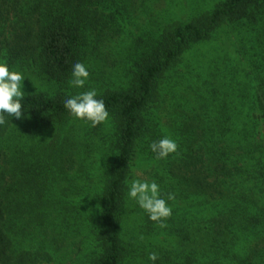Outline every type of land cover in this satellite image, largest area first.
I'll return each mask as SVG.
<instances>
[{
    "label": "trees",
    "instance_id": "obj_1",
    "mask_svg": "<svg viewBox=\"0 0 264 264\" xmlns=\"http://www.w3.org/2000/svg\"><path fill=\"white\" fill-rule=\"evenodd\" d=\"M149 1L0 0V63L26 93L0 125V264H264V0L134 37ZM220 34V56L186 60ZM92 89L109 113L96 127L63 103ZM165 137L178 150L157 159ZM138 165L172 209L164 228L127 195Z\"/></svg>",
    "mask_w": 264,
    "mask_h": 264
},
{
    "label": "clouds",
    "instance_id": "obj_2",
    "mask_svg": "<svg viewBox=\"0 0 264 264\" xmlns=\"http://www.w3.org/2000/svg\"><path fill=\"white\" fill-rule=\"evenodd\" d=\"M89 76L87 67L81 62H76L73 65L72 78L69 83L73 87L83 88ZM24 79L22 73L10 71L6 64L0 63V125L6 123L5 114L17 119L23 117L21 101L26 93L21 90V82ZM97 95L95 89L81 92L65 99L64 107L73 117L89 121L92 127H96L109 118L104 101L97 99ZM150 148L156 154L157 159H165L170 154L177 152L178 144L165 137L152 142ZM126 183L129 182L126 181ZM127 195L136 200L138 205L148 213L149 218L158 223L161 228L167 226L164 221L171 216L172 209L166 200L160 197L159 185L155 181L134 179L130 182ZM175 198L174 193L168 194V200H175ZM140 239L142 240L143 236ZM149 259L155 262L158 259V254L150 253Z\"/></svg>",
    "mask_w": 264,
    "mask_h": 264
},
{
    "label": "rangeland",
    "instance_id": "obj_3",
    "mask_svg": "<svg viewBox=\"0 0 264 264\" xmlns=\"http://www.w3.org/2000/svg\"><path fill=\"white\" fill-rule=\"evenodd\" d=\"M219 1L220 0H150L145 13L139 11L136 16H133L130 21H127V31L135 37L140 35L141 32L145 30H156L159 27L175 22L188 21L193 17L194 13H196L198 9L204 7L207 10H210ZM220 38L223 39V35L220 34L218 39H213L210 43L197 47L189 53L186 60L192 61L195 59V54L198 56L203 55L208 58L220 56L218 54L222 52L223 46V40H220ZM127 44L128 42L116 44L112 43L107 48L106 51L111 53V55H108L109 57L107 56V61L101 64L106 71H112L111 69L116 63V60L121 58V52L124 51ZM165 114L168 113L165 112ZM151 173L152 171L150 167L146 165H138L135 168L134 179H140L142 181L150 180ZM98 182H100V177H98Z\"/></svg>",
    "mask_w": 264,
    "mask_h": 264
}]
</instances>
